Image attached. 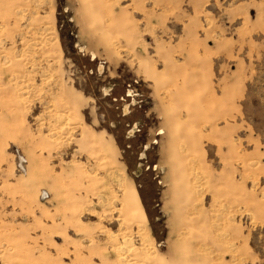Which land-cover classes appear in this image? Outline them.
<instances>
[{"label": "snow or ice", "instance_id": "1", "mask_svg": "<svg viewBox=\"0 0 264 264\" xmlns=\"http://www.w3.org/2000/svg\"><path fill=\"white\" fill-rule=\"evenodd\" d=\"M27 7L39 16L31 20L36 48L58 44V59L49 53L44 60L37 51L31 63L13 69L9 58L24 59V41L20 32L0 31V82L16 76L26 81L19 90L7 83L0 88V171L12 164L9 152L23 148L16 174L45 193L49 210L33 204L21 211L26 205L17 204L11 212L13 201L6 200L5 216H26L27 227L0 231L2 264H143L137 254L152 237L159 241L158 252L150 245L158 264H177L174 224L157 208L169 145L149 134L157 127L165 132L167 112L160 103L146 112L142 101L129 102L149 94L159 99L161 85L189 63L205 82L200 103L214 98L205 121L190 129L204 148L203 171L213 183L227 178L239 193L231 215L243 222L231 225L229 241L241 258L229 259L235 256L229 249L224 264H264V0H232L231 6L228 0H27ZM237 37L246 45L243 52L251 47L253 58L260 52L259 88L253 77L245 89L248 77L241 78L239 68L229 74L220 67L236 66ZM209 80L213 88L206 86ZM217 102L231 110L228 121L213 113ZM238 135L244 141L238 143ZM253 145L259 146L258 172L249 168ZM213 183L209 199L216 195ZM74 247L88 258L73 261ZM10 253L17 259L9 260Z\"/></svg>", "mask_w": 264, "mask_h": 264}, {"label": "rangeland", "instance_id": "2", "mask_svg": "<svg viewBox=\"0 0 264 264\" xmlns=\"http://www.w3.org/2000/svg\"><path fill=\"white\" fill-rule=\"evenodd\" d=\"M259 4L260 0H254ZM231 6L232 0H228ZM35 17L39 19L36 12L27 7V0H0V31L5 28L11 32H20V39L24 41L21 45L20 55L24 59H20L15 54L10 56V67L13 69L16 65H23L31 63L33 53L39 51L44 60H48L49 53L52 54V60L58 59L55 56V50H58V44L47 45L39 49L36 48L34 41L37 39L36 29L31 27V20ZM25 18L29 20V25H25ZM31 33V35H29ZM249 40L252 38L249 37ZM256 43L255 41H252ZM244 45L240 38L237 37V43L234 47V55L237 64L233 68H229L226 63L221 64V69L229 74L236 73L237 68L240 69L239 76L243 78L245 75L248 80L243 83L244 88L247 84L255 78L254 83L257 88L260 87V75L262 71V62L260 52H255V58L252 55V49L249 47L248 52H243ZM243 52V55L241 53ZM51 63V61H49ZM47 66V65H46ZM247 68V72H244ZM202 74L198 71V66L195 63L188 65L180 64L173 75V78L162 84L159 90V99H154L150 94L147 96L141 95L137 100L135 97L129 102L131 104H140L143 102V107L146 112L155 108L157 103L165 106L167 115L165 117L166 130L162 134L160 128H156L153 135V141L159 143L157 136L161 139L167 140L169 145V158L164 161L163 168L159 175L165 181L158 193L159 203L158 210L169 217L174 224L175 237L178 242V250L173 257L177 264H224L225 253L229 249L235 253V256H229V259H240L241 254L236 245L229 241V234L231 232L232 224H241L243 217H233L231 212L233 210L232 201L239 195L235 191L227 178L211 182L207 179L203 167L201 165V157L199 153L204 152V148L198 142V134L190 131L195 126L197 120L205 121L208 113V107L213 103L214 98H210L208 105L200 103V93L205 87V82L200 79ZM71 84V77H68ZM7 83L12 89L19 90V85L26 84V81L20 76H16L11 80L0 82V88H3ZM136 83V82H134ZM138 83H143L142 81ZM219 83V80L216 81ZM208 88H213L212 80L207 81ZM27 93H22V96H27ZM151 102V103H149ZM220 106L213 109V113L219 116L222 120L228 121L232 116L231 110L223 106V102H217ZM24 102L21 101L19 107H23ZM184 111L181 112L180 109ZM243 113L241 112V116ZM159 121V113L156 115ZM235 124L234 117L231 120ZM219 127V125H217ZM110 138L115 141L114 137ZM238 143L244 141V137L239 135L236 137ZM113 147L117 153H120L118 144L113 143ZM258 145H253L256 149L255 163L249 164L252 171L258 172L260 170V160ZM4 151V138L0 136V153ZM148 152L149 149H145ZM24 153L23 148L19 152H9L8 157L12 164L7 166L3 171H0V231L5 229L15 230L17 228L26 229L27 225L24 221L27 217L14 219L11 215L5 216L3 205L6 200L13 201V208L11 212L16 211L17 204H24L26 208H21V211H30L33 204L39 209H48L47 202L44 201L45 193L31 181H20L22 177L17 176L15 166L19 165L20 158ZM161 161L157 159L156 163L152 165V171L157 174V167ZM120 168L123 169V175L127 177V168L120 161ZM145 169L148 164H144ZM11 168V176H7L8 169ZM213 183L216 189V195L208 198L207 186ZM205 199L208 203L205 204ZM55 211V209H51ZM86 224L87 222H83ZM119 229V225H117ZM111 231V229H109ZM167 239V236L165 237ZM83 243V241H80ZM120 243H125L123 237L120 238ZM150 245H156V252L159 251V241L152 237L146 244L144 250L137 254V258L143 264H158V257L152 251ZM73 261H83L88 257L85 250L74 247L72 249ZM4 257L0 255V264H2ZM9 260L17 259L16 253L8 255Z\"/></svg>", "mask_w": 264, "mask_h": 264}]
</instances>
